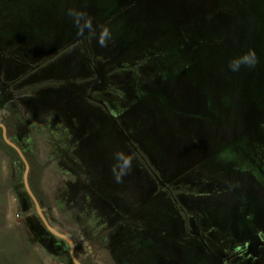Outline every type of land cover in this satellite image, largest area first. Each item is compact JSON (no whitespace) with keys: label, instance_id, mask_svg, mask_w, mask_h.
Listing matches in <instances>:
<instances>
[{"label":"rangeland","instance_id":"374dc122","mask_svg":"<svg viewBox=\"0 0 264 264\" xmlns=\"http://www.w3.org/2000/svg\"><path fill=\"white\" fill-rule=\"evenodd\" d=\"M71 6L87 12L97 33L99 26L109 27L112 38L107 46L101 47L96 38L78 36L77 27L66 13ZM13 8L14 17L8 16L5 11ZM33 14L40 26L35 40L39 48L25 50L28 73L24 72L21 79L55 85L54 93L43 89L32 94L38 99V111L51 107L58 115L64 112L65 124L73 128L67 136L83 143L79 147L83 156L73 162L64 158L67 143L57 146L48 137H38L43 161L33 160L35 166L38 164L33 181L55 227L76 238L83 230L92 234V226L102 222L104 214L91 202L103 195V201L111 206L125 203L118 205L124 209L121 216L125 214L127 222L140 233L149 234L150 250L158 249L162 228L152 223L157 207L162 206L156 193L163 189L144 168L149 166L157 172L159 167L163 174L159 184L167 186L172 178L176 179L172 191L178 192L181 203L186 194V201L198 214L203 210L212 213L202 225L196 212L189 209L191 219L188 215L187 223L199 225L192 224L195 230L190 235L182 232V247L188 253L179 252L176 264H264V229L259 228L256 212L251 209L260 207L253 197L257 184H251L248 205V220L254 232L236 246H230L228 239L242 230L243 220L231 224L232 218L227 221L226 214L224 220L219 219L205 200L207 194L225 187L224 182L230 178L228 169L245 174L237 177L239 187L241 182L245 187L247 174L264 183L260 159L264 154V0H0V20L8 22L0 24V62L23 61V51L19 55L13 48L18 42L15 31L8 26L16 22L26 25L25 20L30 24L35 19ZM186 26L187 39L194 40L188 44L191 53L176 34L185 31ZM13 37L11 47L5 40ZM46 38L52 43H43ZM249 48L257 53L256 67L232 72L229 62ZM90 51L99 64L93 66V79L85 82L88 76L83 73L91 69L87 63ZM222 87L223 96L218 98L216 89ZM191 89L201 91L190 99ZM205 101L211 104L208 119L219 122L213 128L202 122L207 117L201 119L190 111L192 104L204 108ZM176 104L181 108L176 111L177 117H183L181 121L163 122L166 114L162 110H177ZM213 109L222 114V119L227 116L225 123H220ZM50 128L42 125L44 131ZM116 133L122 140L115 139ZM121 150L133 157V167L123 183H116L112 172L114 153ZM24 171L25 164L19 167L0 148V186L7 191L3 201L5 220L9 217L8 224H19L23 214L24 224L37 234V241L48 252L45 255L37 243V250L45 255L41 260L38 253L37 264H61L58 252L69 251V245L43 226L35 205L28 200L26 205L33 214H26L22 201L26 192ZM249 198L240 196L239 205L247 207ZM260 221L264 223L263 215ZM178 222L182 220H176V226ZM85 250H92L90 241ZM214 251L223 253L216 256ZM82 254L85 252H81L83 258ZM85 256L91 261V255Z\"/></svg>","mask_w":264,"mask_h":264},{"label":"flooded vegetation","instance_id":"af4514ba","mask_svg":"<svg viewBox=\"0 0 264 264\" xmlns=\"http://www.w3.org/2000/svg\"><path fill=\"white\" fill-rule=\"evenodd\" d=\"M5 12H7L8 16H11V17H14V15L16 13L14 8L12 10H7ZM3 15H4V11H1V16L3 17ZM33 16L35 17V19L34 20L31 19L30 24L28 23V20H25V24L26 25L20 26L16 22V24L8 26L10 31H15V34H16V37H17L16 39L18 40V42L15 43L14 46H13L12 45V41L14 40V37H13V38L5 40V41L8 42L7 45H10L11 47L13 46L15 51L18 50V54L19 55H20L21 51H23V54L21 56L22 57L21 59L23 61H21V60H16L17 62H13V61L11 62L10 61V63L12 65L10 67L8 65L5 67V74L7 76H8V74H12L13 75L12 80H5L4 81L3 78H2L3 77L2 73H0L1 86L6 88L7 92L10 93L9 94V95H11L10 98H15L16 95H30V96H32V94L34 93L35 90H37V91L41 90L42 91L44 89L45 93L46 92L48 93L50 90H55V89H53L55 87V85H53V83H50V82H41L39 84H36V83H33V81L26 80L24 82V79H21L23 74H24V72H25V74L28 73V71H26V66L28 65L26 56H28V51H25V50H28L29 47L31 49V48H33L35 46L39 48V45H37V41L34 40V37L36 36L37 28L40 27V26H37L36 15L33 14ZM5 23H6V25L8 24L7 20H5V21L0 20V24H5ZM16 26H18V28ZM47 27L44 26L43 28L47 29ZM59 28L61 29V31L63 30L62 27H59ZM187 30H189L188 26H186V30L185 31H183L181 33H176V34H177V37H180V40L184 41L183 44L186 46V49L188 50V52L191 53L192 52V48L189 47L188 44L191 43V42H194V40L193 41H189L187 39V36L185 34ZM18 32H20V33H18ZM15 34L13 36H15ZM57 34H59V33H57ZM60 35H61V38L63 39L65 34L64 33H60ZM29 37L31 38L32 41L28 40ZM65 38L68 40L67 35H65ZM202 40L203 39H201V41ZM50 42L52 43V40H50V38H48V39L46 38V40L43 43H50ZM195 42H196V44L198 43V37H195ZM2 43H4V41ZM43 43H41V44H43ZM87 50L89 52V50H90L89 46L87 47ZM85 51H86V47H85ZM90 52L91 53H89V55L87 53V57L89 59V62H87V63L89 65H91V69L88 71V74L83 73V74H85L83 76H88V77L83 79V81H85V82L86 81H91L93 79L92 78V76L94 75L93 66H96V64L97 65L99 64L98 59L96 58L94 53L92 51H90ZM188 52H186V53L188 54ZM21 64H24V66L21 65ZM21 71H23L22 74H21ZM49 84H52V85H49ZM54 84H56V83L54 82ZM223 88L224 87H222V89H219V90L216 89L215 93H216V96L218 98H221L223 96V92H224ZM200 91L201 90L192 91V89H191V91L188 93L189 98L192 99L193 95L197 96ZM176 92H178V91H176ZM2 99L4 100L5 97L4 96H0V122L5 124L6 129H7V134L9 136V138L13 142H15L22 149V151L25 154V156L27 155L31 160L43 161V159H42V157H41V155L39 153L38 146L40 144H39L38 137H48L49 139H52L56 143L57 146H61V144L65 145L67 143L69 145V148H66V150L68 152L67 153L65 152L64 158L66 160H68V161L76 162V161H79L78 158L83 156V153L79 150V147L82 148L83 143L81 141L77 142L76 139L71 138L69 135L67 136V133L69 131H73L72 130L73 128H69L65 124V122H64V119H65L64 112H61L58 115V113L50 107V108H46L45 110H43L40 113V111H38V108L40 106L35 104L38 100H35L28 107L29 108L28 112L26 110V107L23 106V108H22L23 112H21L22 119L21 120H15V119H12L11 117H9L8 115H6L4 112H1L2 108H3V106H2V101L3 100ZM184 99H186V98H184ZM187 100H188V102H190L189 99H187ZM209 101L211 102V100H209ZM192 105H191L190 111H193L195 113V115L201 116V119L203 117H207V119H205V121L202 120V122H205V125L213 128L212 126L214 124H218L219 123V122L213 123L214 121L208 119L209 112L207 110L209 109V105L211 106V104L207 105L206 101H205L204 108H202L201 106H197V105H193L192 106ZM176 107H177V104H176ZM195 108H197V110H195ZM180 109L181 108L177 107V110L175 108L171 112V109L169 107H167V112H165V110H162V112L165 113L166 116H165L164 119L162 118L161 120L163 122H167V123L174 122V121H176V119H178V121H181V118H183V117H181L180 115L178 117L176 116V111H178ZM213 110L215 111V115L214 116L218 117L217 119L220 120V123H225V120H226L227 116L224 119H222L221 118L222 114H218L216 109H213ZM76 111H77V109H76ZM76 111H74L75 114H77ZM134 118H136V117H134ZM20 123H21V125H20ZM51 123H57L58 125H52ZM42 125H45L46 128H50V125H52V126L55 127V129H54V131H51V128H50V130L46 129L44 131L42 129ZM216 126H218V125H216ZM71 127H73V126H71ZM74 128L76 129V131L78 130L77 126L74 127ZM0 131H1L2 139L4 140L3 131H2L1 127H0ZM25 131H28V133H30L31 136L29 138L26 137L27 135H26ZM43 131L45 133L46 132H50V135H45L43 133ZM118 137H119L120 140H122L121 136L118 133H116L115 134V139H117ZM17 139H19V140H17ZM28 139H30L33 144L29 143L27 141ZM4 142H5V140H4ZM58 151H62V150L59 149ZM29 154H31L32 156L29 155ZM55 155L59 156L60 154L58 152H56ZM141 155L143 156L144 154H141ZM27 156H26V158H27ZM53 157L54 156H52L51 159ZM144 157H145V155H144ZM144 159H146V158H144ZM260 159H261V163H262V172H263L262 179L264 181V154H263L262 157H260ZM153 162H154V160H153ZM156 167H157V165H156ZM30 169H31V165H30ZM144 169H146V171L150 172L152 174V177H154L156 179V181L158 182L157 183L158 188L163 189L162 192H160L161 194L158 193V192L156 193L157 194L156 197L160 198V200H162V201H163V199L166 200V201H170L172 203V206L174 207V209L176 211V220H180V219L182 220V222H178L177 226H176V223H174L173 225H170V227H169V228H171V231H173L174 236L176 238V243L174 242L175 238L171 237L170 240H172L173 243L176 244V259H177L178 258L177 257V253H179V252L188 253L187 250H183V247L185 246V244H184V242L181 239L182 232L187 233V234L190 235V232L195 230V226H192V224L196 223L197 225H199V223H197V222L194 223V221L187 223L186 217L189 215V209L191 208L192 210H194L196 212V214H194V215L200 218V221H201L200 223H202V225L207 224V221L211 219L212 213L208 212L207 210H203L202 212H200L198 214L197 211L195 210V208H193V206H191L193 204H190L188 201H186L187 200L186 199L187 197H185L186 194L183 197H181V200H182V203H181V201H179L178 192L174 191L175 192L174 193L172 191V189L174 187L176 188V186L173 185V184H176V179L172 178V180L169 182V184L167 186L164 185V184H159V182L162 181L161 179H162V176H163V174L161 172V169L159 167H157V172L154 171L153 168H151L149 166L145 167ZM242 172L243 171H238V170L230 172V170L228 169V173H229V177L230 178L227 179L226 182H224L225 187L223 189H221V190H215L213 192V194H207L206 198H205L206 201L210 202V204L214 208L216 216L219 219L224 220V217H225V214H226L227 215V221H229V218H232L231 219V224H233V223H239L240 224V222L243 220L242 230L237 232L233 237H230L228 239L230 246H236L239 242L242 243V242L248 240V238L254 232V228H253L254 225L249 222L250 220H248L249 219V213H250V207H248V205L250 204V200L252 199V196H251V193H250L251 184H252V187H254L257 184V188L258 189H255V191L253 193V197H254V200L257 202L255 205L260 206L259 208L253 207L251 209H252V212H253V210L256 212L257 218H258V220L260 222L259 228L260 229H264V223L260 221L262 215H263V218H264V209L262 210V207L264 208V183H262L259 179H256L253 174H251V175L247 174V176H250V177L246 176L245 187H244V184H242V182H241V187H239L236 181H237V177L238 176H244L245 175ZM170 174L171 173H169L167 175H170ZM33 184H34V181H33ZM261 184H262V186H261ZM35 186L36 185H34V187ZM31 188H32V186H31ZM35 189H36V187H35ZM32 190H33V188H32ZM36 191L37 192H35V190H33L34 194L36 195L37 199L39 200V202L41 204V207L43 209L44 214L46 215V217L49 220L50 224L56 230H58L55 227L54 223H53L52 217L47 212V209H46V207L44 205L43 199L42 198L40 199L38 197V195H37V193L39 195L41 193L37 189H36ZM97 193H99V192H97ZM99 194H101V193H99ZM245 195H249L250 198L248 199L247 207H241V205H239V198H240V196L244 197ZM26 200L30 201L31 203H33L35 205V202L29 196V194L27 193V190L25 192L24 197L22 198V201H23V203H24V205L26 207V212H27L26 214L32 215L33 214L32 211H29V207H28V205H26V202H25ZM102 201H103V195L100 196L98 201H96V200L94 201V199H92V202H91L94 205L93 207H94L95 210H98L100 213L104 214V218H102V222H100V223L96 222V224L94 226H92V228L90 230V232H92V234L91 233H87L86 234V230H83V233L79 234L78 238L74 237L70 233L66 234L67 236L72 238V240L74 241L75 254H76L77 258L83 264H99L97 261H95V259L93 257V254H92V250H87V253H86L85 245H86L87 241H90L91 244H93L94 240H100V241L108 240L110 235L119 228V226L115 227V224L117 223V221H120V220L123 221L124 220L123 222L128 223V225L131 228H133V230H134L133 233L134 234L136 233V234H139V235H142V236L144 235L147 238H148V235H149V234L148 235L144 234L143 232L140 233L138 228L135 229L129 222H127V218L125 217V214H123L121 216V212L120 211H124V209H123L122 206L118 207V205H126L125 203H123V204L117 203L116 205L111 206L106 201H103V202ZM35 208H36V205H35ZM157 209H158V212L155 214L156 217L153 218L155 220H154V223H152V224H155L156 226L162 228L161 226L158 225V222H157V219L160 218L161 210H159L158 207H157ZM36 211H37V209H36ZM37 215L39 216V220L41 221L43 226L47 229V227L43 223L38 211H37ZM21 218L24 220L23 214H22ZM190 219H191V216H190ZM183 221H184V223H183ZM125 223H123L122 226L125 225ZM87 231L89 232V230H87ZM176 232H179V233L176 234ZM161 233H162V235H160V238L162 236H165L164 230H161ZM40 237H42V234H40ZM55 237L62 239L61 237H58V236H55ZM133 237H132V239L136 242L137 239L135 237L134 238ZM62 240H64L65 243L69 245V251L68 250L67 251H62L63 250L62 249L60 252H58L60 254L59 256L60 257H67L68 255H70V257H71L69 242L67 240H65V239H62ZM78 240H80V241H78ZM206 245H207V243H206ZM89 248H90V246H89ZM81 252H85V255L86 254L87 255H91V261L90 260L87 261L86 256L85 255L83 256V254H82V256H83V258H82L81 257ZM210 252H212V250H210ZM214 252L216 253V256H218V253L222 252V251H214ZM61 264H65V263L61 262Z\"/></svg>","mask_w":264,"mask_h":264},{"label":"crops","instance_id":"0c3cea01","mask_svg":"<svg viewBox=\"0 0 264 264\" xmlns=\"http://www.w3.org/2000/svg\"><path fill=\"white\" fill-rule=\"evenodd\" d=\"M28 40H31V38L29 37ZM34 40H36V36ZM173 61V64H176V59H173ZM7 65L10 67L12 64L10 61L0 62V73H2L4 81L13 78L12 74H8V76L5 74ZM21 65L24 66V64ZM187 87L189 88V85ZM49 92L54 93L56 90H50ZM9 94L0 83V96L5 97L4 100L2 99L3 108L1 112L15 120L22 119L23 106L26 107L28 112L30 104L38 100L30 95H16L15 98H10L11 95ZM6 192V188L0 186V264H37L38 253H40L39 259L43 260L42 257L47 255L48 252L37 241V234L28 229L21 217L18 220L19 224H17L18 222L8 224L7 219L10 222L9 217L5 220L3 201ZM161 205V207L158 206L161 212L157 222L164 230L165 236L158 239V243L161 245L158 249L150 250L151 244L148 238L144 235L134 234L133 228L128 223L123 222L124 220H120L115 224V227L119 226V228L116 231L114 230L115 232L110 235L108 240L93 241L92 254L95 261L99 264H176V244L170 240L171 237L175 238V236L169 228L170 225L176 223V211L170 201L163 199ZM123 223L125 225L122 226ZM133 236L137 239L136 242H132L134 241ZM37 243L42 246L45 255L41 250H37ZM142 245L147 247L143 248Z\"/></svg>","mask_w":264,"mask_h":264},{"label":"clouds","instance_id":"9594fccd","mask_svg":"<svg viewBox=\"0 0 264 264\" xmlns=\"http://www.w3.org/2000/svg\"><path fill=\"white\" fill-rule=\"evenodd\" d=\"M67 15L72 19L77 27L78 36L85 39L96 38L97 43L101 47L107 46L108 41L112 38L111 31L107 26H99L100 30L97 33V26H94L91 18L83 9L71 6L66 9ZM259 62L257 53L254 49L249 48L237 54L230 62L229 69L232 72H239L243 67L253 69ZM115 163L112 167L113 176L116 183H123L124 178L130 173L133 167V157L124 151L114 153Z\"/></svg>","mask_w":264,"mask_h":264},{"label":"water","instance_id":"95a60500","mask_svg":"<svg viewBox=\"0 0 264 264\" xmlns=\"http://www.w3.org/2000/svg\"><path fill=\"white\" fill-rule=\"evenodd\" d=\"M0 127L2 128L3 131V138L5 140V142L10 145L13 149H15L17 151V153L19 154V156L21 157L22 161L25 164V171H24V175H23V182H24V186L27 190V193L29 194V196L33 199V201L35 202L36 205V209L43 221V223L45 224V226L47 227V229L52 232L55 236L61 237L62 239H65L69 242L70 244V254H71V258L73 260V262L75 264H83L76 256L75 254V244L74 241L72 240V238H70L69 236H67L66 234H63L61 232H59L58 230H56L49 222V220L47 219L46 215L43 212V209L41 207V204L39 202V200L37 199L36 195L34 194L31 185H30V180H29V174H30V163L28 161V159L26 158L25 154L23 153L22 149L15 143L13 142L8 134H7V129L4 123L0 122Z\"/></svg>","mask_w":264,"mask_h":264},{"label":"trees","instance_id":"16d2710c","mask_svg":"<svg viewBox=\"0 0 264 264\" xmlns=\"http://www.w3.org/2000/svg\"><path fill=\"white\" fill-rule=\"evenodd\" d=\"M0 148L5 150L10 155L12 161L16 165H18L19 167L24 165V162L22 161V159L18 155V153L11 146H9L7 143L4 142V140L2 139L1 135H0ZM27 159H28V161L30 162V165H31L30 174H29L30 184H31L33 190H35V192H37L35 187H34V184H33V179H34V173L36 172V166L38 164L35 166V162L33 160H31L28 156H27ZM37 195L41 199V197H40V195L38 193H37ZM60 262H63L65 264H74V262L72 261L70 255H68L67 257H60Z\"/></svg>","mask_w":264,"mask_h":264}]
</instances>
